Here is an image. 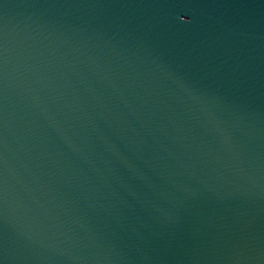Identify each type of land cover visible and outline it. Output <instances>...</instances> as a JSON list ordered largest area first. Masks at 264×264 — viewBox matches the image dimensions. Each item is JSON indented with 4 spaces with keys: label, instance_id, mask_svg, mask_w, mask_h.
I'll return each instance as SVG.
<instances>
[{
    "label": "water",
    "instance_id": "water-1",
    "mask_svg": "<svg viewBox=\"0 0 264 264\" xmlns=\"http://www.w3.org/2000/svg\"><path fill=\"white\" fill-rule=\"evenodd\" d=\"M0 264H264V0H0Z\"/></svg>",
    "mask_w": 264,
    "mask_h": 264
}]
</instances>
